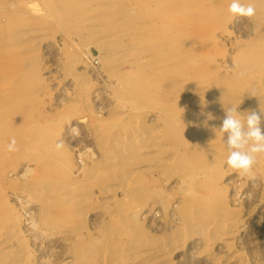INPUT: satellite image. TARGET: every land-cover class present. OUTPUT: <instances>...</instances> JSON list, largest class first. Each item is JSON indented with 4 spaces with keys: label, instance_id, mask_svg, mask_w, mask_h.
<instances>
[{
    "label": "rangeland",
    "instance_id": "1",
    "mask_svg": "<svg viewBox=\"0 0 264 264\" xmlns=\"http://www.w3.org/2000/svg\"><path fill=\"white\" fill-rule=\"evenodd\" d=\"M230 3L0 0V264H264V154L219 130L264 110V0Z\"/></svg>",
    "mask_w": 264,
    "mask_h": 264
},
{
    "label": "clouds",
    "instance_id": "2",
    "mask_svg": "<svg viewBox=\"0 0 264 264\" xmlns=\"http://www.w3.org/2000/svg\"><path fill=\"white\" fill-rule=\"evenodd\" d=\"M228 12L233 18L255 16L256 9L251 4L241 3V0H231ZM264 118V110L248 112L246 118L241 119L237 107H229L219 128L221 133L227 135L225 144L228 148L227 165L241 175L254 178L253 166L257 163V157L264 154V131L261 121ZM208 119H214L208 113ZM57 147H60L58 145ZM8 151L16 150V140L12 138L7 146Z\"/></svg>",
    "mask_w": 264,
    "mask_h": 264
},
{
    "label": "bare ground",
    "instance_id": "3",
    "mask_svg": "<svg viewBox=\"0 0 264 264\" xmlns=\"http://www.w3.org/2000/svg\"><path fill=\"white\" fill-rule=\"evenodd\" d=\"M148 5V4H147ZM87 10V9H86ZM114 29V28H113ZM110 31V30H109ZM116 36V35H115ZM121 36V35H120ZM118 40V39H117ZM122 41V40H121ZM119 43V42H118ZM134 44V43H133ZM122 47V46H121ZM124 47V45H123ZM159 59V58H158ZM115 62V61H114ZM133 63V62H132ZM142 69V68H141ZM150 73V72H149ZM87 175V174H86ZM89 178V177H88ZM47 186V185H46ZM57 191V190H56ZM66 192V191H65ZM7 238V237H6Z\"/></svg>",
    "mask_w": 264,
    "mask_h": 264
}]
</instances>
